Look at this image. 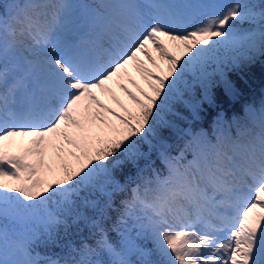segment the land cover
<instances>
[{
  "label": "snow or ice",
  "instance_id": "snow-or-ice-1",
  "mask_svg": "<svg viewBox=\"0 0 264 264\" xmlns=\"http://www.w3.org/2000/svg\"><path fill=\"white\" fill-rule=\"evenodd\" d=\"M0 8V264H60L33 256V243L41 234L54 240L58 227H68L64 215L87 220L76 210L84 190L100 187L110 208L113 193L125 191L114 172L127 164L137 169L129 178L136 186L123 202L120 246L110 242L102 219L91 221L96 248L84 244L72 264H264V121L258 132L231 137L220 131L215 142L190 134L178 156L168 153L160 135L172 126L166 117L178 115L177 103L195 114L200 102L184 99L194 95V85L212 102L217 82L211 77L218 73L225 91L234 92L219 65L223 54L264 48V4L9 0ZM245 22L255 29L241 31ZM165 41L182 45L186 58L177 59ZM149 46L168 62L167 75L139 58L159 68ZM212 64L216 73L207 71ZM129 66L147 91L134 79L128 83L136 92L122 82ZM97 92L111 95L120 111ZM17 140L29 146L18 154L6 150ZM144 143L158 152L166 172L153 166ZM187 152L193 159L186 160Z\"/></svg>",
  "mask_w": 264,
  "mask_h": 264
},
{
  "label": "trees",
  "instance_id": "trees-1",
  "mask_svg": "<svg viewBox=\"0 0 264 264\" xmlns=\"http://www.w3.org/2000/svg\"><path fill=\"white\" fill-rule=\"evenodd\" d=\"M78 2L94 5L101 0H76ZM7 0H0V4L6 3ZM257 5L264 4V0L252 1ZM3 9H0L2 11ZM238 28L247 32L252 30V24L242 23ZM227 56L226 54L224 55ZM226 74L227 79L234 86V92L225 91L222 84L219 83L220 77L216 73L217 65H210L207 69L214 74L211 79L216 81V85L211 88L212 102L204 99V89L196 84L193 87V94L186 93L184 99L192 103L199 101V107L195 109L183 103L174 105V112L178 115H169L166 117L172 124L171 127H164L160 130L161 138L167 145V151L172 156H178L183 150L184 145L191 139V135L197 134L201 130H207L211 134L214 132V126L222 123L223 131L231 136L236 137L239 132L252 128L255 121L261 119L262 110H264V53L261 55H253L249 60L240 63H224L219 66ZM191 134V135H190ZM215 141V138H213ZM155 143V142H154ZM141 150L148 154L149 159L154 162L153 166L161 171H165L162 160L159 158L158 152L150 148L149 144L144 143ZM193 158L191 152L186 153V160ZM145 161H140V166L144 167ZM137 169L131 164H127L118 168L114 172L115 178L124 186L125 191L114 192L111 198V207H106L108 197L104 195L100 187L91 190H84L80 193L77 200L76 210L82 212L87 220H75L73 216L64 215L68 227L63 225L58 227L55 233V239L49 240L44 234H41L33 245L32 250L41 260L49 261L56 259L62 263L72 264L73 260L80 258L79 252L84 244L91 248H96V240L99 238L95 229L91 227V221L102 219L103 226L107 230L110 242L119 247L121 243L120 232L124 230V226L120 224L121 216L124 213V201L132 199L131 189L136 185L130 182V177H134ZM151 176L150 172L145 173ZM16 181L12 184L15 185ZM102 183V182H101ZM136 183H141L139 180ZM111 191V186H108ZM143 195V188H142ZM85 200L93 202L95 207L86 204ZM104 209L103 218L100 210ZM50 210L54 213H60L56 205H51ZM135 214L139 215V210H135ZM130 225L133 221L125 218ZM147 240H138L142 244ZM150 242V241H147ZM73 249H76L74 252ZM36 255V256H37ZM101 258L107 259L105 253H101Z\"/></svg>",
  "mask_w": 264,
  "mask_h": 264
},
{
  "label": "rangeland",
  "instance_id": "rangeland-1",
  "mask_svg": "<svg viewBox=\"0 0 264 264\" xmlns=\"http://www.w3.org/2000/svg\"><path fill=\"white\" fill-rule=\"evenodd\" d=\"M252 1H255V0H252ZM7 2H9V0H7ZM6 2V3H7ZM72 2L74 3H79V4H84V3H81V2H78L76 0H72ZM226 2H229V3H234L235 0H226ZM0 9H3V8H0ZM4 9L0 12H3ZM252 30L255 29V25L252 24ZM248 31H251V30H248ZM167 46H168V49L169 51L177 57V59H180L181 62H182V58H186V54H185V51H184V48L182 45H175L169 41H165ZM149 50L152 52V55L153 57L155 58L156 60V63L157 65H159V68H155L152 66V64L142 55V54H138L139 55V58L144 61L145 65L148 66L149 68L152 69L153 72H156L157 74H160V75H167V71H168V62L164 59H161L160 55L158 52L155 51L154 48H152L151 46H149ZM241 52H246V56L245 55H239L238 53H234V52H229V53H226V57H225V62L224 63H229L230 61H232V58L235 57V63H240L241 61H246V60H249L253 55H261L264 53V48H260L258 46L257 50H254V51H248L246 49H241L240 50ZM225 55V54H223ZM250 57V58H249ZM223 63V64H224ZM221 64V65H223ZM214 65V64H212ZM219 65V66H221ZM210 66V65H209ZM128 73H129V76L126 77L122 82L127 84V86L130 88V90H132L133 92H136L137 90L130 84L128 83V79L131 78V79H134L136 80V82L143 88H145V90L147 91V85L142 77V75L136 71L135 67L133 66H129L128 68ZM189 79H191V77H189ZM113 92L115 93V95L117 97L120 98V100L128 107L130 108H133L134 105L131 104V101L128 99V97L120 90L119 86L117 84H110L109 85ZM97 95L100 96L101 100H103L106 104L109 105V107H113V108H116L117 111H120L119 109V106L116 105L113 100H112V97L111 95H107V94H104V93H100V92H97ZM137 95H139V93L137 92ZM261 116H263V121H264V110H262V113H260ZM256 122H259V121H256ZM261 122L257 123L256 124V127L254 129V132H258L259 131V125H260ZM222 123L220 122L219 124H217L216 126H214V132L213 134H211L209 131L207 130H201L199 131L197 134L199 133H203L209 140H213V138H216L217 134L222 131ZM29 145H28V141L27 140H24V141H20V140H17L15 145L11 148V149H6L14 154H18L23 148H27ZM14 181H5V183H9V184H12ZM141 243V242H140ZM142 246H146V247H149L151 248L152 245H151V242H142Z\"/></svg>",
  "mask_w": 264,
  "mask_h": 264
}]
</instances>
